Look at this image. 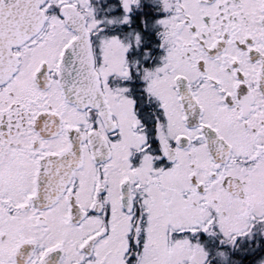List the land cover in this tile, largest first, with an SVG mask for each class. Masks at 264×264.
<instances>
[{
    "label": "snow or ice",
    "instance_id": "1",
    "mask_svg": "<svg viewBox=\"0 0 264 264\" xmlns=\"http://www.w3.org/2000/svg\"><path fill=\"white\" fill-rule=\"evenodd\" d=\"M0 264H264V0H0Z\"/></svg>",
    "mask_w": 264,
    "mask_h": 264
}]
</instances>
